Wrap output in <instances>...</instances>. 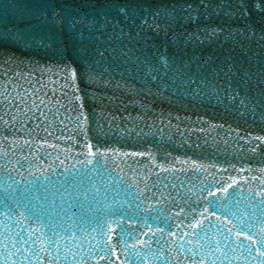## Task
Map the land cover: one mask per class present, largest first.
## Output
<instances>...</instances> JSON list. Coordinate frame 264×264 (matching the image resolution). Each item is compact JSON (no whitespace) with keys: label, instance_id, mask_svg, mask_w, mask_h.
I'll list each match as a JSON object with an SVG mask.
<instances>
[{"label":"water","instance_id":"95a60500","mask_svg":"<svg viewBox=\"0 0 264 264\" xmlns=\"http://www.w3.org/2000/svg\"><path fill=\"white\" fill-rule=\"evenodd\" d=\"M254 2L0 0V264H264Z\"/></svg>","mask_w":264,"mask_h":264},{"label":"snow or ice","instance_id":"6c2138e0","mask_svg":"<svg viewBox=\"0 0 264 264\" xmlns=\"http://www.w3.org/2000/svg\"><path fill=\"white\" fill-rule=\"evenodd\" d=\"M188 7L190 8L191 6H188ZM253 7H254L256 10H258V11H262V12H264V4H261V3H260V0H255V2H254V4H253ZM119 12H120V14H122V15H123V14H126L127 9H125V8L122 7V8L119 9ZM189 19H193V20H194V18L191 17V15L189 16ZM76 23H77V21L73 20V21L71 22V26H72V27H75ZM222 31H223V30H222V29H219V28L213 29L211 35H216V34L222 32ZM72 78H73V79L75 78V72L72 73ZM213 214H214V213H213ZM217 219H219V217H217ZM199 227L202 228V227H203V224H200ZM229 231H230V230H229ZM246 238H247V237H246Z\"/></svg>","mask_w":264,"mask_h":264}]
</instances>
